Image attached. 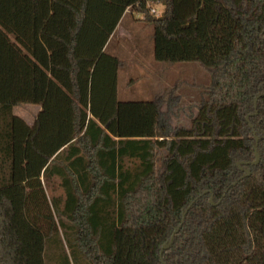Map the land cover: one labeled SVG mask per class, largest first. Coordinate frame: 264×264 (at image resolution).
Returning <instances> with one entry per match:
<instances>
[{
	"label": "trees",
	"instance_id": "1",
	"mask_svg": "<svg viewBox=\"0 0 264 264\" xmlns=\"http://www.w3.org/2000/svg\"><path fill=\"white\" fill-rule=\"evenodd\" d=\"M127 12L208 73L188 127L118 99ZM0 264H264V0H0Z\"/></svg>",
	"mask_w": 264,
	"mask_h": 264
},
{
	"label": "rangeland",
	"instance_id": "2",
	"mask_svg": "<svg viewBox=\"0 0 264 264\" xmlns=\"http://www.w3.org/2000/svg\"><path fill=\"white\" fill-rule=\"evenodd\" d=\"M156 14H161L163 6L154 5ZM142 15L125 13L115 28L108 47L109 54L121 61L117 78L118 99L160 100L162 117L172 130L188 127L191 115H195L201 93L210 84L208 73L197 62H157L153 58L152 28L145 27ZM30 107V106H28ZM35 110L24 114L33 119ZM52 191L48 189V193ZM55 194L62 192L54 185Z\"/></svg>",
	"mask_w": 264,
	"mask_h": 264
},
{
	"label": "crops",
	"instance_id": "3",
	"mask_svg": "<svg viewBox=\"0 0 264 264\" xmlns=\"http://www.w3.org/2000/svg\"><path fill=\"white\" fill-rule=\"evenodd\" d=\"M28 106H30V107H28ZM35 109H36V111H35L34 117L31 120H28V118H26L24 116V114H22V113H25L28 110H31L32 111V110H35ZM39 110H40V106H38V105L25 104V105H21V106H14L12 108V113L14 115L20 117L21 119H23L24 122L27 125L32 126L33 125V122H34V119H35V116L37 115V113L39 112ZM159 111H160V113H162L161 110H160V107H159Z\"/></svg>",
	"mask_w": 264,
	"mask_h": 264
},
{
	"label": "water",
	"instance_id": "4",
	"mask_svg": "<svg viewBox=\"0 0 264 264\" xmlns=\"http://www.w3.org/2000/svg\"><path fill=\"white\" fill-rule=\"evenodd\" d=\"M256 100H257V98L255 99L254 104H256ZM257 141H258V138L255 137V142H256V144H257ZM254 154H255V160L252 162V164L257 163L258 160H259V155H258V153H257V145H255V147H254ZM249 173H250L249 170H246V173H245L246 176L249 175ZM210 201H211V199H210ZM191 205H192V203H190V204L187 206V208L184 210V212H183V214H182V221H181L180 225H179V226L173 231V233H172V235H171V237H170V240H169L168 245L162 247V249H161V251H160V257H161V252H162V250H163L164 248H167V247L171 244L172 239H173V236H174V235L178 232V230L180 229L181 224H182L183 219H184V216H185L186 212L189 210V208L191 207Z\"/></svg>",
	"mask_w": 264,
	"mask_h": 264
}]
</instances>
